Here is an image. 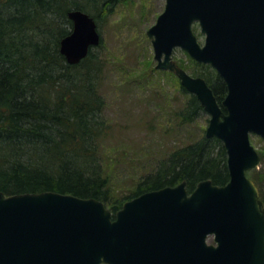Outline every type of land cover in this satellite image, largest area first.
<instances>
[{
	"label": "water",
	"instance_id": "1",
	"mask_svg": "<svg viewBox=\"0 0 264 264\" xmlns=\"http://www.w3.org/2000/svg\"><path fill=\"white\" fill-rule=\"evenodd\" d=\"M67 17L59 52L76 64L100 33L85 11ZM147 35L155 67L174 71L209 115L205 136L223 144L228 181L144 191L113 217L94 197L0 191V264H264V206L246 175L261 160L249 135L264 138V0H165ZM174 47L216 70L227 88L221 104L204 78L172 61Z\"/></svg>",
	"mask_w": 264,
	"mask_h": 264
},
{
	"label": "trees",
	"instance_id": "2",
	"mask_svg": "<svg viewBox=\"0 0 264 264\" xmlns=\"http://www.w3.org/2000/svg\"><path fill=\"white\" fill-rule=\"evenodd\" d=\"M112 1L0 0V191L94 197L115 213L147 190L185 181L190 191L202 179L228 181L222 143L202 132L165 152L127 194H111L109 173L102 166V144L111 132L100 92L105 63L91 49L80 62L69 64L59 41L72 28L68 10L86 11L98 21ZM189 61L191 69L183 61L179 65L202 76L220 103L227 90L223 80L209 65ZM178 92L185 99L173 114L185 126L203 109L180 84ZM258 174L256 168L248 171L261 191Z\"/></svg>",
	"mask_w": 264,
	"mask_h": 264
},
{
	"label": "rangeland",
	"instance_id": "3",
	"mask_svg": "<svg viewBox=\"0 0 264 264\" xmlns=\"http://www.w3.org/2000/svg\"><path fill=\"white\" fill-rule=\"evenodd\" d=\"M108 3L109 12L97 21L101 42L92 50L105 63L100 92L103 114L111 127L109 138L102 144V166L109 173L111 194L121 197L155 167L165 152L204 132L209 116L201 111L192 123L178 125L173 113L185 99L178 92L179 80L174 73L155 68L146 30L163 11L165 0ZM192 28L203 44L204 34L198 23L194 22ZM172 60L177 66L180 61L191 65L180 47L173 49ZM189 68L184 69L191 73ZM249 139L264 154V138L250 133ZM256 170L261 180L259 196H264V159ZM208 241H213L212 236Z\"/></svg>",
	"mask_w": 264,
	"mask_h": 264
}]
</instances>
